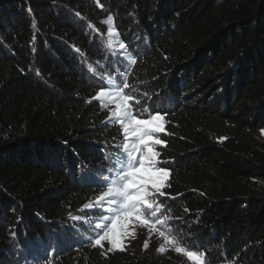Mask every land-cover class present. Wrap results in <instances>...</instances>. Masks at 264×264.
<instances>
[{"label": "trees", "instance_id": "trees-1", "mask_svg": "<svg viewBox=\"0 0 264 264\" xmlns=\"http://www.w3.org/2000/svg\"><path fill=\"white\" fill-rule=\"evenodd\" d=\"M109 9L143 40L127 82L166 114L159 230L203 264H264V0H0V264H179L102 255L66 215L122 141L83 63L101 58L83 23L103 32Z\"/></svg>", "mask_w": 264, "mask_h": 264}, {"label": "snow or ice", "instance_id": "snow-or-ice-1", "mask_svg": "<svg viewBox=\"0 0 264 264\" xmlns=\"http://www.w3.org/2000/svg\"><path fill=\"white\" fill-rule=\"evenodd\" d=\"M104 23L109 25L107 33L111 47L113 35H118L114 33L112 27L113 17L109 15ZM125 48V43L119 42V49ZM129 59L131 64L136 63V60L130 57ZM100 79L101 83L97 84L99 91L94 99L105 108L108 104L115 105L105 124L118 127L122 141L113 145L114 151L110 157L112 163L107 169L108 174L102 175L97 182V187L101 189L100 194L94 200L85 203L83 209H97L102 220V223L95 225L97 231L95 236L90 238L91 246L103 249V242L107 240L110 243L109 252L117 249L124 251L125 247L118 241L117 235L119 233L121 240L127 238L125 232L128 221H140L151 235L152 229L158 225L163 227L170 218L162 214L166 205L159 200V197L167 195L163 189L170 186L167 183L170 171L160 166L167 162L158 159L161 152L156 149L158 145L166 146V141L159 136L160 133L168 134L165 129L166 114L153 112L148 106L143 110L135 108L141 101L132 93L125 91L130 85L123 78L120 84H115L110 76L106 82L103 77ZM223 139L225 138H221ZM169 198L175 199L170 196ZM170 210L167 209L169 212ZM74 219L80 220L81 217L77 216ZM160 236L165 238L166 243H179L170 232L161 230ZM147 247L148 240H145L144 248ZM175 251L184 253L192 264H203L204 252L187 250L186 247H176ZM158 252H165V247L161 245ZM102 254L107 255L103 252Z\"/></svg>", "mask_w": 264, "mask_h": 264}, {"label": "rangeland", "instance_id": "rangeland-1", "mask_svg": "<svg viewBox=\"0 0 264 264\" xmlns=\"http://www.w3.org/2000/svg\"><path fill=\"white\" fill-rule=\"evenodd\" d=\"M103 4L105 7L108 6V2H104ZM109 15L113 17L112 27L114 33L118 34V35H113L111 47H109V37L107 33L109 25L104 23ZM108 16L103 20H101V24L103 25L102 28L104 29L103 32L98 31L94 26L88 24L87 22L83 23V26L85 27L88 35L90 36L91 40H93L91 41V43L94 42L92 43L93 48L97 49L98 53L101 55L100 60H94L93 62H89V64H85L86 60H84L83 62L85 68L88 69L89 71L88 74L89 78L94 80V83H96V85L101 83V79H100L101 77H103V80L106 82L110 76L115 82V84H120L122 78L127 81L129 70L133 65L131 64L129 57L135 60L136 56L140 51L141 44L143 43L142 39L140 40V38H135L133 34L128 35L127 33H124L120 30L119 24L118 25L116 24V19L110 9ZM89 25H91V27ZM119 42L125 43L126 48L124 50L119 49ZM89 69H93V71ZM125 91L132 93L137 99L141 101L139 105H135V108L143 110L145 106H148L152 109V111H157V110H153L158 107L157 105H155L156 102L153 104L155 107L154 108L151 107L149 103L151 102L152 99H150V96L144 93L143 90H141L140 88L130 85V88L126 89ZM99 105L102 110L106 111L107 114L106 120H107L109 113L114 110L115 105L108 104L106 108L103 107L100 102ZM255 136L264 142V127L258 129L255 132ZM160 146L161 145L156 146L157 151ZM111 163L112 160L110 159L107 169L110 167ZM107 169L104 170L100 176L107 175L108 174ZM100 179H98V181ZM99 194L100 193L93 195L86 203H88L91 200H94ZM84 204L79 206L75 212L66 214L68 215V222L70 224V228L72 229V231H75L76 235L81 234L78 236V239L80 238L82 239L83 236L85 235L89 239L94 237L97 231L95 225L102 223V220L99 218L100 213L98 212V210L83 209ZM77 216L81 217V219L80 220L74 219V217ZM89 221H91L92 223L90 224ZM125 235L127 238L123 240H121L119 233L117 235L118 241L123 243L125 249H130L136 253L149 254L155 251L158 252V248L161 245H163L165 247V252L163 253L166 256L177 261L179 264H192V261H189L187 257L184 255V253H177L175 251L176 247H180L177 243L165 242V238L160 236L159 226H157L155 229H152L150 235L149 230L144 226H142L140 221L130 220L126 225ZM145 240H148L147 249L144 248ZM97 247L100 249L101 254L102 252L107 253L109 252L110 243L106 240L103 242V249H101L99 246ZM33 251L37 252L35 250ZM27 261L30 260H28V258L25 256L24 257L22 256V259H19V262H25L26 264ZM30 264H32V262H30Z\"/></svg>", "mask_w": 264, "mask_h": 264}]
</instances>
